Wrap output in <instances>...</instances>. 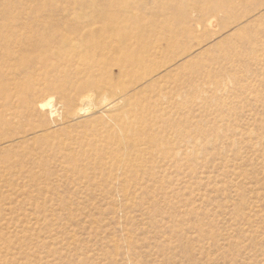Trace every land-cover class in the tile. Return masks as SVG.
Here are the masks:
<instances>
[{
	"label": "rangeland",
	"instance_id": "obj_1",
	"mask_svg": "<svg viewBox=\"0 0 264 264\" xmlns=\"http://www.w3.org/2000/svg\"><path fill=\"white\" fill-rule=\"evenodd\" d=\"M187 2L197 17L176 22ZM90 5L0 0V30L135 29ZM153 6L170 35L145 57L153 74L99 57L74 76L135 83L131 115L42 110L0 128V264H264V0Z\"/></svg>",
	"mask_w": 264,
	"mask_h": 264
},
{
	"label": "bare ground",
	"instance_id": "obj_2",
	"mask_svg": "<svg viewBox=\"0 0 264 264\" xmlns=\"http://www.w3.org/2000/svg\"><path fill=\"white\" fill-rule=\"evenodd\" d=\"M157 1L91 0L90 7L97 17L116 16L115 21L108 22V27L121 25L123 29L133 27L136 30H0V128L11 124L13 118L42 110H48L49 117L64 116L73 120L91 114L97 116L96 120L113 122L131 115L135 83L123 85L120 92H111V76L96 82H74V76L81 70L87 72L99 66V57L107 64L109 72L117 67L119 77L129 68L141 73L140 82L145 78L143 75L153 74L155 71L149 68V60L145 57L154 42H170L167 29L153 28L156 19L147 21L144 17L147 11L155 13L153 5ZM218 1L225 8L232 4V0ZM194 12L192 4L187 2L175 21L180 22L181 16L194 15ZM201 17L198 18L201 20ZM208 20L211 22V17ZM150 23L152 27L148 28ZM74 56L82 58L79 66H74ZM22 79H25V91L4 89L7 83L16 84ZM91 85L93 89L86 91Z\"/></svg>",
	"mask_w": 264,
	"mask_h": 264
}]
</instances>
